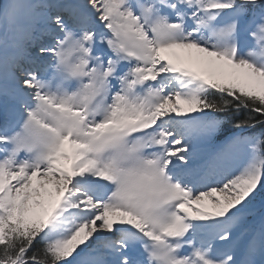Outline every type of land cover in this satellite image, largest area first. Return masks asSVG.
I'll return each mask as SVG.
<instances>
[{"label":"snow or ice","instance_id":"snow-or-ice-1","mask_svg":"<svg viewBox=\"0 0 264 264\" xmlns=\"http://www.w3.org/2000/svg\"><path fill=\"white\" fill-rule=\"evenodd\" d=\"M0 264H264V0H0Z\"/></svg>","mask_w":264,"mask_h":264}]
</instances>
